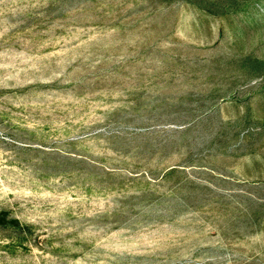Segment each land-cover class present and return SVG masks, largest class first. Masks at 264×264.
Segmentation results:
<instances>
[{
	"label": "rangeland",
	"instance_id": "1",
	"mask_svg": "<svg viewBox=\"0 0 264 264\" xmlns=\"http://www.w3.org/2000/svg\"><path fill=\"white\" fill-rule=\"evenodd\" d=\"M0 264H264V0H0Z\"/></svg>",
	"mask_w": 264,
	"mask_h": 264
}]
</instances>
